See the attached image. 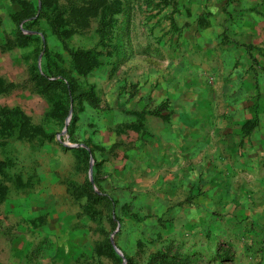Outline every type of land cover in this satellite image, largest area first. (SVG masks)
I'll list each match as a JSON object with an SVG mask.
<instances>
[{"label":"rangeland","instance_id":"374dc122","mask_svg":"<svg viewBox=\"0 0 264 264\" xmlns=\"http://www.w3.org/2000/svg\"><path fill=\"white\" fill-rule=\"evenodd\" d=\"M112 1L100 46L98 21ZM57 2L69 37L61 41L41 20L35 28L42 33L25 31L41 43L26 47L14 44V4L7 13L0 4V111H13V133L0 137V264H146L162 248L188 264H264V215L246 208L252 203L211 193L214 184L200 180L174 182L167 160L155 157L177 125V106L230 109L224 98L232 62L248 65L247 116L238 125L264 137V38L251 39L262 44L258 52L250 46L241 55L230 51L239 41L225 35L224 22L216 35L219 16L246 17L249 9L240 0ZM66 48H96L100 66L78 74ZM34 66L49 80L71 79L73 101L65 105L60 91L33 81ZM214 81L225 87L210 100ZM87 92L96 106L81 97ZM156 106L169 122L132 113ZM106 240L117 257L97 251Z\"/></svg>","mask_w":264,"mask_h":264},{"label":"crops","instance_id":"0c3cea01","mask_svg":"<svg viewBox=\"0 0 264 264\" xmlns=\"http://www.w3.org/2000/svg\"><path fill=\"white\" fill-rule=\"evenodd\" d=\"M241 1L249 9L250 15L237 19L219 16L216 35L222 33L220 23L224 22L225 35L230 41H239L237 50L230 43V51L245 55L250 46H253L256 52L263 47L262 44H252L251 39L264 38V0H240V3ZM0 4L1 7L5 6L6 13L14 4L15 8L9 12L10 17L20 9L11 0H0ZM252 20H256V25ZM14 35L15 33L13 39ZM4 40L6 39L3 35L0 36V42L4 43ZM247 69V64L237 65L235 62H232L229 69L230 78L226 81V87L230 90V96L226 95L224 100L230 109L218 112L204 105H199L193 110L177 106L176 112L181 120L178 118L174 123L177 124L176 127L167 130V137L158 145L155 157H164L167 160V165H164L175 174L174 182L200 180L207 186L214 184L213 189L207 188L209 192L214 190L215 194L223 193L229 198H241L252 203L246 206L250 212L264 215V205L261 204L264 201V137L253 139L251 128L243 127L245 123L238 125L239 120L247 116L246 112H242L249 100L244 89L246 83H249L248 78L244 76ZM212 86L214 93L207 92L210 93V100L223 93L221 89L225 87L219 81H214ZM184 104L190 108L189 103ZM222 118L230 122L212 126L209 122L204 124L201 121ZM191 119H198L199 124L195 122L190 126ZM162 121L169 122L170 119ZM225 186L227 190L224 189Z\"/></svg>","mask_w":264,"mask_h":264},{"label":"trees","instance_id":"16d2710c","mask_svg":"<svg viewBox=\"0 0 264 264\" xmlns=\"http://www.w3.org/2000/svg\"><path fill=\"white\" fill-rule=\"evenodd\" d=\"M11 1L17 4L20 8L18 12L11 15V18L16 25L14 35V44L16 46L26 47L34 42L41 43V37L38 34L24 33L25 31L42 33L41 31L37 30V28H35L41 20L45 21L51 34L56 36L61 41H64L69 37V29L65 27V18L63 17V11L59 9L57 0H37L41 3L39 12H37L38 7L35 0ZM113 2L115 1H112V3H110L109 6L104 9L98 21L96 33L98 45L100 43V46H103L101 44L104 43L107 37L106 29L109 24L111 11L115 7ZM66 49L68 50L70 68L75 70L78 74H88L100 66L101 55L99 52H97L96 48L87 50L71 48ZM40 51L43 52L45 50L41 48ZM32 71H36L34 74H32L33 81H36L40 86H46L50 90L55 88L61 92L59 95L61 99H63V104L68 105L70 101H73L72 94L75 90L73 86L74 82L71 79H68L67 83H64V81L62 80L52 81L49 80V77H52L50 73L45 71V74L41 75L35 66L32 68L31 72ZM81 97H84V100L87 101L90 105H97L96 100L91 92L81 94ZM162 106L164 107V104H162ZM162 106H156L152 109H145L141 111L135 110L132 113L137 115L140 119L145 115H152L155 117H159L164 121H168L169 114H162V111H165ZM12 113L13 111L6 109L0 111V137L2 138H8L11 133H13V122L11 119ZM73 151L82 154L85 158H87L89 154L84 148H74ZM87 185L89 186V184ZM75 189L76 190H74V192H77V188ZM94 196L98 201L105 202L108 206H110V208L114 207V205H117V199L111 196L97 194H94ZM101 249L104 253L117 257L108 240L98 246L97 251H100ZM126 259L127 264H132L130 259ZM187 261V257L180 258L179 260L176 255L170 254L169 248H162L160 251L152 254L146 264H188L186 263Z\"/></svg>","mask_w":264,"mask_h":264},{"label":"water","instance_id":"95a60500","mask_svg":"<svg viewBox=\"0 0 264 264\" xmlns=\"http://www.w3.org/2000/svg\"><path fill=\"white\" fill-rule=\"evenodd\" d=\"M65 146H68V145H65ZM78 146H81V145H72V146H68V147H78ZM91 161H92V159H91ZM90 181H91V183H92V179L90 178ZM115 248V247H114ZM115 250H116V252L119 254V255H121V253H120V251L117 249V248H115ZM126 261L124 260V263H125Z\"/></svg>","mask_w":264,"mask_h":264}]
</instances>
